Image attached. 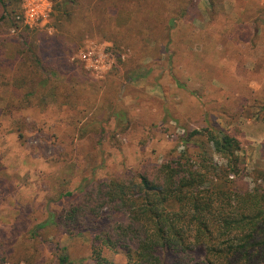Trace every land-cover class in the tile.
I'll use <instances>...</instances> for the list:
<instances>
[{
	"label": "rangeland",
	"instance_id": "obj_1",
	"mask_svg": "<svg viewBox=\"0 0 264 264\" xmlns=\"http://www.w3.org/2000/svg\"><path fill=\"white\" fill-rule=\"evenodd\" d=\"M7 1L16 25L0 20V264H93L94 229L34 232L84 179L181 154L216 163L217 183L264 189V0H140L132 13L106 0ZM204 127L237 135V174L220 170L205 132L180 146L183 129ZM103 254L128 264L122 251Z\"/></svg>",
	"mask_w": 264,
	"mask_h": 264
},
{
	"label": "trees",
	"instance_id": "obj_2",
	"mask_svg": "<svg viewBox=\"0 0 264 264\" xmlns=\"http://www.w3.org/2000/svg\"><path fill=\"white\" fill-rule=\"evenodd\" d=\"M9 2L0 0V20L16 25ZM136 2L141 3L106 0L105 4L132 13L130 5ZM166 52L171 68L172 51L166 48ZM36 60L40 61L38 55ZM202 132L226 160L220 170L237 174L236 151L241 145L232 131L183 129L180 146ZM218 169L216 163L197 164L180 154L143 164L130 175L84 179L76 193H66L71 198L60 211L38 223L34 232L48 225L69 235L94 229L93 264H115L103 254L105 249L122 251L128 264H263L264 189H240L228 180L217 183ZM58 264L73 262L60 255Z\"/></svg>",
	"mask_w": 264,
	"mask_h": 264
},
{
	"label": "clouds",
	"instance_id": "obj_3",
	"mask_svg": "<svg viewBox=\"0 0 264 264\" xmlns=\"http://www.w3.org/2000/svg\"><path fill=\"white\" fill-rule=\"evenodd\" d=\"M25 6L27 7V5H25ZM45 6L46 5H44V4H40L35 8H31L29 14L34 13V12L38 11L40 8L45 7Z\"/></svg>",
	"mask_w": 264,
	"mask_h": 264
}]
</instances>
